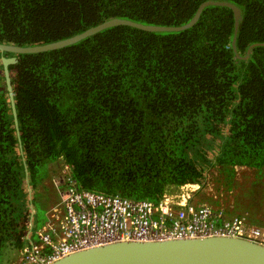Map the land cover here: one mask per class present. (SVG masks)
<instances>
[{
    "label": "trees",
    "instance_id": "16d2710c",
    "mask_svg": "<svg viewBox=\"0 0 264 264\" xmlns=\"http://www.w3.org/2000/svg\"><path fill=\"white\" fill-rule=\"evenodd\" d=\"M209 1L240 10L236 32L232 10L210 5L185 30L115 26L16 55L8 71L19 139L1 65L12 54L0 52V264L5 250L11 264L30 248L33 197L49 165L54 175L62 163L81 190L152 202L204 186L215 168L225 190L234 168L264 170V0H0V44L23 48L112 19L179 27ZM248 191L247 206L224 207V217L264 228L263 183Z\"/></svg>",
    "mask_w": 264,
    "mask_h": 264
},
{
    "label": "built area",
    "instance_id": "2783aa9c",
    "mask_svg": "<svg viewBox=\"0 0 264 264\" xmlns=\"http://www.w3.org/2000/svg\"><path fill=\"white\" fill-rule=\"evenodd\" d=\"M65 168L53 179L60 187L59 202L47 212V221L35 231L30 248L20 253L18 264H51L116 242L230 237L264 247V228L243 216L226 221L224 206L199 203L201 191L213 192L208 179L204 186L187 183L152 202L81 190Z\"/></svg>",
    "mask_w": 264,
    "mask_h": 264
},
{
    "label": "water",
    "instance_id": "95a60500",
    "mask_svg": "<svg viewBox=\"0 0 264 264\" xmlns=\"http://www.w3.org/2000/svg\"><path fill=\"white\" fill-rule=\"evenodd\" d=\"M210 5L227 6L232 10L234 15V30L236 32L241 19L240 10L228 3L209 1L202 3L192 19L179 27L145 26L126 20L112 19L74 37L42 46L23 48L0 44V52L12 54L11 57L1 58V65L18 139L17 114L11 84V74L8 71L9 66L17 63L16 55L42 53L64 48L115 26H130L148 32L185 30L193 26L201 15L202 10ZM232 48L235 51V37L232 40ZM32 216H34L33 213ZM32 216L30 219L31 223ZM51 264H264V247L240 238L230 237L150 242H116L75 252L61 257Z\"/></svg>",
    "mask_w": 264,
    "mask_h": 264
},
{
    "label": "rangeland",
    "instance_id": "374dc122",
    "mask_svg": "<svg viewBox=\"0 0 264 264\" xmlns=\"http://www.w3.org/2000/svg\"><path fill=\"white\" fill-rule=\"evenodd\" d=\"M47 172V177L38 186V191L34 193V212H33V220L31 223V235L33 236L35 231H37L42 224H44L47 221V212L52 209L58 202H59V194L54 190L51 191V185L53 178L55 179L58 176H61L63 172H66V168L64 169L63 164H57L55 174L50 175V170H52V166L49 165ZM218 168H215L214 170H211L210 175L208 176V181L212 183L213 192L208 193L209 191H201V196L199 195L196 199L199 201L207 202V203H215L219 202L220 199L222 200L221 205L227 207H237L236 203H239V212L243 210L247 204H248V198L244 196V193L249 192L248 189L257 183L258 179L263 183V189H264V170L263 172L259 173L257 170L245 168V167H236L233 169V176H232V187L230 190H225V181L223 179V176L219 175L217 172ZM60 174H57V173ZM57 174V175H56ZM49 187V190H48ZM46 189V190H45ZM249 195V193H248ZM216 196V198H215ZM204 198V199H203ZM206 199H210V201H206ZM213 201V202H212ZM54 203V205H52ZM260 203V202H259ZM259 203H256V206L259 207L257 210H263L264 208V196L261 199V205ZM255 206V205H254ZM255 206V207H256ZM252 207V206H251ZM254 208V207H253ZM258 218L264 219V213L258 212L257 214ZM11 254L8 250H5L2 254V264L3 262V255L7 259L11 257ZM19 256L17 255L16 258L13 260L11 264H18L19 262ZM13 258H10V261ZM5 260V258H4ZM8 261V260H7Z\"/></svg>",
    "mask_w": 264,
    "mask_h": 264
},
{
    "label": "crops",
    "instance_id": "0c3cea01",
    "mask_svg": "<svg viewBox=\"0 0 264 264\" xmlns=\"http://www.w3.org/2000/svg\"><path fill=\"white\" fill-rule=\"evenodd\" d=\"M54 190L59 194L60 187H58V186L55 187L54 184L51 185V191H54ZM52 205H54V203Z\"/></svg>",
    "mask_w": 264,
    "mask_h": 264
},
{
    "label": "clouds",
    "instance_id": "9594fccd",
    "mask_svg": "<svg viewBox=\"0 0 264 264\" xmlns=\"http://www.w3.org/2000/svg\"><path fill=\"white\" fill-rule=\"evenodd\" d=\"M60 164H62V163H60ZM57 174H60V173L58 172ZM57 174H56V175H57ZM53 179H54V178H53ZM52 185H53V180H52ZM18 256L20 257V254H19ZM18 259H19V258H18Z\"/></svg>",
    "mask_w": 264,
    "mask_h": 264
}]
</instances>
